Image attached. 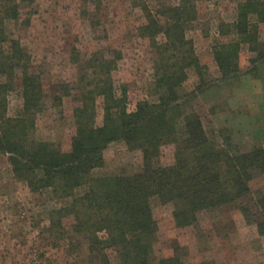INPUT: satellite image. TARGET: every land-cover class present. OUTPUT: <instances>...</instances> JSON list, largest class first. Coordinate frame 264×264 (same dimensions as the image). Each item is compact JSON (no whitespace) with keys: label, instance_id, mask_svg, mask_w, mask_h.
Segmentation results:
<instances>
[{"label":"trees","instance_id":"trees-1","mask_svg":"<svg viewBox=\"0 0 264 264\" xmlns=\"http://www.w3.org/2000/svg\"><path fill=\"white\" fill-rule=\"evenodd\" d=\"M24 1L32 0H1L0 156L7 157L14 178L31 192L50 190L69 197L75 189L88 186L56 214L72 218L71 232L86 242L99 264H112L108 250L116 253V264H153L157 223L152 198L175 206L172 217L177 229L195 227L200 213L225 207L237 209L264 236V196L256 200L257 216L243 203L251 195L252 179L264 174V148L239 153L215 145L200 117L187 111L188 103L178 93L190 69L198 75L203 71L186 32L197 19L198 4L216 0H177L142 8L145 23L138 27V34L148 40L154 54L155 103L140 101L134 111L127 110V92L117 93L112 76L122 58L119 47L100 49L76 61L80 78L73 85L60 83V95L53 96L58 102L72 96L78 103L73 110L75 135L68 150L31 139L43 105V85L20 41L5 33L6 21L19 18ZM236 12L235 21L224 25V34H234L235 40L214 50L225 78L238 69L241 45L257 51L264 0H242ZM258 58L264 60V51ZM15 81L20 83L22 110L9 117L8 92L13 91ZM190 96L195 97V92ZM98 101L103 112L100 126L96 123ZM117 141L141 152L140 171L89 179L93 169L103 166V151ZM168 145L174 148L173 162L156 165ZM182 251L177 246L157 264H185Z\"/></svg>","mask_w":264,"mask_h":264},{"label":"rangeland","instance_id":"rangeland-1","mask_svg":"<svg viewBox=\"0 0 264 264\" xmlns=\"http://www.w3.org/2000/svg\"><path fill=\"white\" fill-rule=\"evenodd\" d=\"M242 0H216L198 4V15L187 32L203 66L201 75L193 69L178 89L188 112H195L208 138L231 152L245 153L264 148V24L258 28V49L241 45L238 69L225 78L214 58L220 44L235 40L224 34V25L235 21L237 5ZM19 2V0H16ZM160 2L177 0H32L24 1L19 18L6 21L8 38L18 39L29 54L33 72L39 75L44 99L35 117L31 139L52 143L68 150L75 135L73 110L78 103L72 96L60 95L59 84H75L80 78L77 60L84 61L100 49L120 48L122 58L113 72L118 94L127 92V110L132 112L140 101L155 103L154 54L147 39L138 34L145 23L142 8L154 9ZM2 6L0 0V7ZM1 17V11H0ZM159 39H162L159 37ZM5 49V45H3ZM4 51V50H2ZM195 92V97L190 96ZM101 102H97V125H102ZM22 110L19 81L8 92L7 115ZM174 148H162L156 165L173 162ZM104 164L93 169L89 179L112 175H130L142 167L141 152L117 141L103 151ZM88 189L84 185L69 197H59L50 190L31 192L25 183L14 178L7 157L0 156V264H99L89 253L86 242L71 232L72 218L56 214L67 208L74 197ZM251 195L243 201L258 214L256 200L264 196V174L250 182ZM157 223L151 261L183 249L185 264H264V236L254 223L247 222L233 208L221 207L202 212L195 227L175 228L172 203L151 199ZM112 264L118 262L113 250L107 251Z\"/></svg>","mask_w":264,"mask_h":264}]
</instances>
